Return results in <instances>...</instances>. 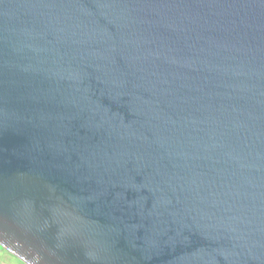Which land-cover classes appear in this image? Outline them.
<instances>
[{"label": "water", "instance_id": "obj_1", "mask_svg": "<svg viewBox=\"0 0 264 264\" xmlns=\"http://www.w3.org/2000/svg\"><path fill=\"white\" fill-rule=\"evenodd\" d=\"M0 246L264 264V0H0Z\"/></svg>", "mask_w": 264, "mask_h": 264}, {"label": "crops", "instance_id": "obj_2", "mask_svg": "<svg viewBox=\"0 0 264 264\" xmlns=\"http://www.w3.org/2000/svg\"><path fill=\"white\" fill-rule=\"evenodd\" d=\"M0 264H25L14 254L0 246Z\"/></svg>", "mask_w": 264, "mask_h": 264}]
</instances>
